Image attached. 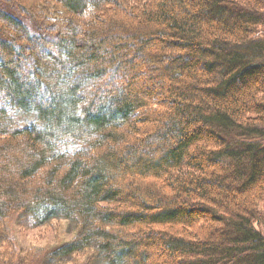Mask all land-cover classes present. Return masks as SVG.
Here are the masks:
<instances>
[{
  "label": "trees",
  "instance_id": "16d2710c",
  "mask_svg": "<svg viewBox=\"0 0 264 264\" xmlns=\"http://www.w3.org/2000/svg\"><path fill=\"white\" fill-rule=\"evenodd\" d=\"M262 30L264 0H0V264L55 219L22 264H264Z\"/></svg>",
  "mask_w": 264,
  "mask_h": 264
},
{
  "label": "rangeland",
  "instance_id": "374dc122",
  "mask_svg": "<svg viewBox=\"0 0 264 264\" xmlns=\"http://www.w3.org/2000/svg\"><path fill=\"white\" fill-rule=\"evenodd\" d=\"M256 37L264 41V30L260 31ZM262 214L264 217V209ZM21 221L14 222L11 230V234L13 236V250L15 252V257L19 258V264H22L25 257H27V255L31 252H35L37 255L40 254L43 256V253H46L47 250L53 249L55 246H58L74 237L73 225L67 220L55 219L48 224L34 228L31 226L29 220L24 223ZM256 227L264 233V225L256 224ZM3 251L12 253L9 249ZM1 258H3V252H0V260ZM72 259L74 260L65 264H81L82 260L80 258ZM45 261H43L42 264H47ZM96 264L105 263L99 260Z\"/></svg>",
  "mask_w": 264,
  "mask_h": 264
}]
</instances>
